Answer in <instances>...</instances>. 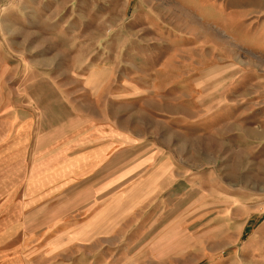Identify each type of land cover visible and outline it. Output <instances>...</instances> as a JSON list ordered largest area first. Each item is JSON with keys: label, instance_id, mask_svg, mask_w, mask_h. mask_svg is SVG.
Instances as JSON below:
<instances>
[{"label": "rangeland", "instance_id": "obj_1", "mask_svg": "<svg viewBox=\"0 0 264 264\" xmlns=\"http://www.w3.org/2000/svg\"><path fill=\"white\" fill-rule=\"evenodd\" d=\"M261 77L264 0H0V264H264L260 173L242 200L226 183L180 206L123 199L178 148L163 100L180 90L193 116L202 82L210 102ZM108 144L139 171L93 190Z\"/></svg>", "mask_w": 264, "mask_h": 264}, {"label": "crops", "instance_id": "obj_2", "mask_svg": "<svg viewBox=\"0 0 264 264\" xmlns=\"http://www.w3.org/2000/svg\"><path fill=\"white\" fill-rule=\"evenodd\" d=\"M90 75L88 80L96 79L100 74L94 71ZM203 83L189 93L192 95L190 100H193L190 106L193 116L188 115L187 102L180 98V90L173 93L178 95V102L171 103V97H168L169 102L163 100L162 111L170 117H181L178 119V129L174 130V134H164L163 142L167 144L171 139L174 142L177 140L178 148L170 150L168 156L164 154L158 166L149 168L135 183L124 188L126 193L123 199L127 202L135 201L134 205L144 206L152 201L153 206L163 207L170 205L171 201L180 206L184 199L205 198L201 196L205 192L204 184L214 188L221 183L229 185L232 194L228 195L229 198L242 200L245 198L243 190L248 191L251 186L255 188L257 184L264 183L258 176L259 173L264 175V169L250 170L254 162L252 159L261 158L264 162V154L256 156L264 149V78H260L257 86H244L237 92L234 87L225 88L224 91L214 90L221 96L210 102L206 101L204 95L214 86L206 92ZM166 91L158 93L148 90V95L167 96L172 93ZM188 125L193 129H181ZM116 148L112 150L113 146L108 144L105 150L102 149L101 171L93 172L98 175L97 181L102 179V182L97 187L93 186V190L118 189L138 174L139 170L123 171L121 152ZM158 158L154 156V159ZM205 166H210V171L203 172ZM258 190L264 193L263 188ZM213 195L210 193V198ZM104 212L102 208L101 213Z\"/></svg>", "mask_w": 264, "mask_h": 264}]
</instances>
